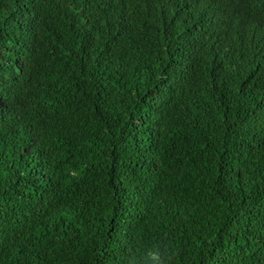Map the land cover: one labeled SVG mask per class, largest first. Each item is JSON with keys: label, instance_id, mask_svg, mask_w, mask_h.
<instances>
[{"label": "trees", "instance_id": "1", "mask_svg": "<svg viewBox=\"0 0 264 264\" xmlns=\"http://www.w3.org/2000/svg\"><path fill=\"white\" fill-rule=\"evenodd\" d=\"M0 264H264V0H0Z\"/></svg>", "mask_w": 264, "mask_h": 264}]
</instances>
